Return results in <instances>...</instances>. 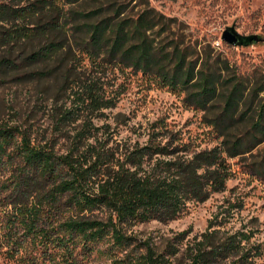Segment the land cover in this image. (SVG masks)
Masks as SVG:
<instances>
[{
    "label": "trees",
    "instance_id": "1",
    "mask_svg": "<svg viewBox=\"0 0 264 264\" xmlns=\"http://www.w3.org/2000/svg\"><path fill=\"white\" fill-rule=\"evenodd\" d=\"M84 1L0 0V75L62 78L48 108L51 136L37 141L22 126L0 124V171L10 174L1 201L13 210L0 253L28 264H82L94 254L108 264H257L264 242L248 224L236 229L240 202L225 200L203 233L189 228L163 247L128 230L169 224L226 192L234 159L255 158L252 174L264 182V153L255 154L264 144V85L226 79L218 60L163 43L172 23L153 8L127 18L117 4L74 8ZM128 70L184 93L220 142L201 149L164 119L139 134L144 142L115 140L97 122L124 93L110 76Z\"/></svg>",
    "mask_w": 264,
    "mask_h": 264
},
{
    "label": "rangeland",
    "instance_id": "2",
    "mask_svg": "<svg viewBox=\"0 0 264 264\" xmlns=\"http://www.w3.org/2000/svg\"><path fill=\"white\" fill-rule=\"evenodd\" d=\"M111 4L126 6L124 16L127 18L136 17L146 7L155 9L172 23V31L159 38L163 43L175 40L188 47L193 55L218 60L226 79L237 75L250 86L264 85V0H85L82 5L74 8L91 11ZM228 27H234L245 37L256 36L258 42L247 46H231L222 40ZM223 63L230 66L228 71ZM86 66L87 61L76 63L80 73L84 72ZM35 69L38 66L31 68ZM65 69L66 66H63L60 73ZM60 76L20 80L17 74L7 77L0 75V124L22 126L31 131L37 141L43 140V136H51L52 120L48 108L61 86ZM110 78L118 80L116 88L122 85L120 89L124 93L117 107L107 111L106 117L97 123L100 127L109 125L107 131L115 140L144 142L145 138L139 134H143L150 124L164 119L173 129L180 131L186 140L195 142L201 149L211 148L220 142L207 125L205 113L184 102V93H173L167 88H161L150 78L129 70L125 74L117 71L115 78ZM60 95L61 101H65V95ZM261 96L264 99V93ZM259 153H264V144L255 152ZM254 160L248 157L231 161L233 177L227 183L226 192L215 194L206 203L191 205L174 222L140 224L131 227L129 234L142 240L151 239L156 246L163 247L166 239L189 228H193L194 234L203 233L218 206L225 200H231L243 206L237 215L236 229L242 224H248L256 231L255 238L264 242V182L252 174ZM9 175L7 171H0V242L6 226L3 221L13 211L1 201L7 196L3 186ZM6 250L0 253V264H28L18 257L12 258ZM108 263L106 257L94 254L82 264ZM257 264H264V258L258 260Z\"/></svg>",
    "mask_w": 264,
    "mask_h": 264
},
{
    "label": "water",
    "instance_id": "3",
    "mask_svg": "<svg viewBox=\"0 0 264 264\" xmlns=\"http://www.w3.org/2000/svg\"><path fill=\"white\" fill-rule=\"evenodd\" d=\"M222 40L231 46H247L252 42H258L256 36L245 37L240 35L234 27H228L223 33Z\"/></svg>",
    "mask_w": 264,
    "mask_h": 264
}]
</instances>
